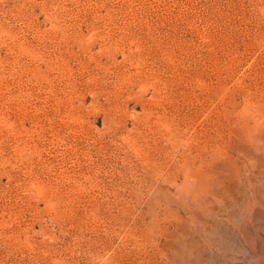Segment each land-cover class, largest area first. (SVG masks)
<instances>
[{"label": "rangeland", "instance_id": "1", "mask_svg": "<svg viewBox=\"0 0 264 264\" xmlns=\"http://www.w3.org/2000/svg\"><path fill=\"white\" fill-rule=\"evenodd\" d=\"M0 264H264V0H0Z\"/></svg>", "mask_w": 264, "mask_h": 264}]
</instances>
